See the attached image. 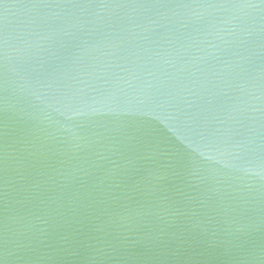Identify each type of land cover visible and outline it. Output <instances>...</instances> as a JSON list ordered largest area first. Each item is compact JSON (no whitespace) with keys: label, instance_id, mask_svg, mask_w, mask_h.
Masks as SVG:
<instances>
[{"label":"water","instance_id":"1","mask_svg":"<svg viewBox=\"0 0 264 264\" xmlns=\"http://www.w3.org/2000/svg\"><path fill=\"white\" fill-rule=\"evenodd\" d=\"M0 264H264V0H0Z\"/></svg>","mask_w":264,"mask_h":264}]
</instances>
